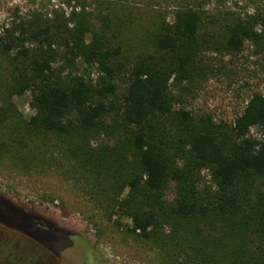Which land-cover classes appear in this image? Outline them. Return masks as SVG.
<instances>
[{
	"label": "trees",
	"instance_id": "trees-1",
	"mask_svg": "<svg viewBox=\"0 0 264 264\" xmlns=\"http://www.w3.org/2000/svg\"><path fill=\"white\" fill-rule=\"evenodd\" d=\"M80 15L73 13L77 19L66 34L72 59L95 66L94 84L53 67L50 26L28 22L17 35L11 27L0 35V78L10 93L30 98L33 114L26 127L66 136L94 133L112 116L114 126L106 125L105 132L110 128L108 134L122 142L110 149L108 201L117 209L111 216L128 218V230L143 239L169 226L173 247L191 255L192 264H264V94L254 93L231 123L175 108L171 84L203 75L200 42H210V35L199 36L204 15L195 7L177 8L173 22L160 25L152 52L134 58L119 42L92 32ZM253 24L238 18L228 23L222 48L234 53L246 41L260 43ZM11 127L3 135L21 142L20 127ZM253 127L261 137L249 134ZM97 157L90 158L98 167ZM203 169L213 187L201 188ZM25 213L22 220L29 221L31 212Z\"/></svg>",
	"mask_w": 264,
	"mask_h": 264
},
{
	"label": "rangeland",
	"instance_id": "rangeland-1",
	"mask_svg": "<svg viewBox=\"0 0 264 264\" xmlns=\"http://www.w3.org/2000/svg\"><path fill=\"white\" fill-rule=\"evenodd\" d=\"M182 6L203 13L199 36L210 35V42H200L203 75L171 84L175 108L195 118L208 115L231 123L254 93L264 94V0H0V35L8 27L17 35L28 22L50 26L53 67L94 84L95 66L72 59L66 30L77 19L74 12L89 22L92 32L119 42L134 58L152 52L160 25L171 24ZM236 18L254 23L261 42L246 41L240 51L228 53L221 45L223 32ZM25 46L31 47L28 41ZM3 63L0 59V74ZM122 85L118 81L119 91ZM9 87L0 78V196L15 204L0 197V264H192L191 255L173 247L169 226L143 239L128 230V218L111 216L117 209L108 201L110 149L122 142L120 135L108 134L110 128L105 132L106 125L114 126L112 116L94 133L37 132L26 127L33 114L29 95H15ZM175 116L174 110L169 118ZM12 125L20 127L21 142L3 135ZM249 134L261 137L256 127ZM94 154L99 168L91 161ZM199 183L201 188L213 187L207 169L201 170ZM164 194L170 200L172 191ZM25 210L31 212L29 221L22 220Z\"/></svg>",
	"mask_w": 264,
	"mask_h": 264
},
{
	"label": "flooded vegetation",
	"instance_id": "flooded-vegetation-1",
	"mask_svg": "<svg viewBox=\"0 0 264 264\" xmlns=\"http://www.w3.org/2000/svg\"><path fill=\"white\" fill-rule=\"evenodd\" d=\"M18 229H20V228H18ZM25 233H27V232H25ZM28 235H30V236H32L33 238H35L37 241H39L35 236H33V235H31V234H29V233H27ZM40 242V241H39ZM31 261H33V260H31ZM33 264H36V261H35V263H33Z\"/></svg>",
	"mask_w": 264,
	"mask_h": 264
}]
</instances>
